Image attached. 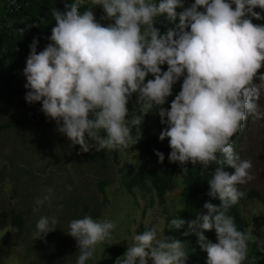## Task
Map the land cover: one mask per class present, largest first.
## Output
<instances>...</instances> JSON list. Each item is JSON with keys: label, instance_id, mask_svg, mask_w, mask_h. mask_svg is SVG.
<instances>
[{"label": "clouds", "instance_id": "obj_1", "mask_svg": "<svg viewBox=\"0 0 264 264\" xmlns=\"http://www.w3.org/2000/svg\"><path fill=\"white\" fill-rule=\"evenodd\" d=\"M98 5L106 26L92 11ZM255 9L264 12V0H194L189 7L184 0H72L62 12L50 9V42L37 52L33 38L23 69L25 101L40 103L57 131L82 152L135 145L132 128H140L145 115L158 108L165 125L159 140L168 141L169 162L205 170L215 165L208 195L220 206L205 202L184 233L198 237L206 264H244L253 238L237 229L228 212L246 197L238 186L254 179L251 161L234 151L232 138L249 117H264V24L253 23L264 16ZM162 17L174 25L163 34L154 27ZM149 75L153 79L146 82ZM181 79L180 91L165 110ZM133 95L139 107L130 116ZM155 155L163 163V153ZM48 200L45 195L36 204ZM185 223L172 218L167 228L179 231ZM56 224L54 216H40L34 238L54 231ZM114 229L107 218L84 215L69 221L66 233L79 250L75 264H88ZM213 230L215 243L203 234ZM186 258L185 243L153 226L134 235L115 264H185Z\"/></svg>", "mask_w": 264, "mask_h": 264}, {"label": "rangeland", "instance_id": "obj_2", "mask_svg": "<svg viewBox=\"0 0 264 264\" xmlns=\"http://www.w3.org/2000/svg\"><path fill=\"white\" fill-rule=\"evenodd\" d=\"M95 7L100 18L105 15L102 6ZM100 23L106 26L108 21L101 20ZM161 23L171 25L163 17L154 25ZM148 79L152 78H146V82ZM176 94L178 91L173 90L167 98L162 106L165 110L169 109ZM136 99L133 95L127 105L132 115L139 107ZM260 105L264 112V97H261ZM29 111L32 110L27 108L23 99L0 104V123L13 127L0 133L1 264H32L45 247H49L52 253L46 259L50 262L48 264H75L79 250L75 239L66 231L69 221L85 215L86 206L98 211L100 219L107 218L115 224L111 239L97 247L90 264H115L113 256L106 251V245L122 249L123 257L132 237L153 226L165 235L167 217L182 208L181 180L175 178V189L167 194L164 203H159L154 191L144 193L135 189L129 194L123 185V175L131 177L138 171L152 175L160 170L161 163L156 156L131 160L126 152L119 149V166L114 165L107 154L87 160L80 146L72 145L57 131L56 122L50 121L40 111ZM157 123H161L158 108L145 115L140 128H132V135L139 136L144 126L157 133ZM238 133L237 153L241 159L251 161V174L254 176L252 181L238 187L246 194L264 199V117H249ZM130 151V155L135 154L134 148ZM147 186L150 190L151 186ZM48 189L52 190L51 193ZM45 195L49 200L38 206L36 201ZM37 207L38 211L34 212ZM241 210L252 237L264 242V203L258 199L251 200L243 203ZM18 216L23 219L24 232L12 224ZM40 216H54L56 229L35 239L33 233ZM212 242H216V237ZM206 259L207 253L195 264H206ZM245 262H251L248 251Z\"/></svg>", "mask_w": 264, "mask_h": 264}, {"label": "trees", "instance_id": "obj_3", "mask_svg": "<svg viewBox=\"0 0 264 264\" xmlns=\"http://www.w3.org/2000/svg\"><path fill=\"white\" fill-rule=\"evenodd\" d=\"M71 2L72 0H0V104L15 99H23L27 108L32 110L29 111V113L35 112V110L40 111V103L29 105L24 99L27 90L24 88L26 80L23 76V69L29 54V45L32 43L33 38H36L38 41L37 52L43 50L50 42L48 37L51 35V28L54 26V21L50 15V9L55 8L62 12L64 11V5L66 3L70 4ZM193 2L194 0H184V6H190ZM95 10L96 7H93L92 11L97 21L100 22V16L95 14ZM81 11H83V9H81ZM180 11L181 9L178 8L177 12ZM255 11L260 12V14L264 16V12H261L260 9H255ZM178 22L177 20L176 23ZM253 23L264 24V19L259 21L253 20ZM154 27L159 29L163 34L169 28H174V25L161 23L159 25H154ZM21 29L23 30L22 33L19 31ZM161 70L166 71L167 65L161 66ZM263 71L264 68L261 69V72ZM148 77L153 79L151 75ZM181 83L182 79L173 86V90L179 92ZM129 114L130 116L132 115L130 111ZM49 120L53 121L51 119ZM30 123H32L31 125H36L33 122ZM164 127L165 125L157 123V133H152L150 128L144 126L141 134L139 136H134L137 141L136 144L133 145L130 143L127 148L122 149L123 152H126L130 156L131 160H137L142 156L155 157L156 151L163 153L165 157L163 163H161L160 170L152 175H148L143 171H138L131 177L123 175V185L129 194L135 189L144 193L154 191L159 203H164L167 194L175 189V178L178 177L181 180L182 208L177 210L175 215L167 217L164 225L165 236L173 237L185 243V250L187 252L185 264H195L206 255V252L200 248L198 237L195 234L185 236L184 233L188 231L187 222L194 220L197 213L204 211L203 205L205 202H210L216 207L220 206L221 202L218 199H214L208 195L210 191L208 181L211 178L215 165H209L205 170L201 165L193 166L189 163L182 166L179 162L170 163L168 156L171 149L168 145V141L167 139L164 141L159 140V134ZM11 128H13L11 124L6 125L0 123V133L8 132ZM90 143L94 142L90 141ZM231 143L234 151L237 152L239 133L232 138ZM132 148L135 149V154L130 155V149ZM103 154L109 155L114 165H120L119 149L112 152L102 151L98 153L93 148L87 153L83 152L84 158L90 161L101 157ZM108 167L109 166L106 165V168ZM185 169H187L186 172ZM225 171L231 174L234 170L226 168ZM146 185H150L151 189L149 190ZM255 199L264 203V199L248 193L237 205L229 209L228 214L234 217L237 229L242 232L251 234L250 226L242 215L241 205ZM84 211L85 215H89L94 219H100V213L98 211H93L87 206ZM178 217L186 221L185 226L179 231L168 230V222L172 218ZM22 222L23 219L21 216H18L13 220L12 224L18 227L21 232H24ZM203 234L206 239L211 242L216 237L214 230L204 232ZM105 248L106 251L113 256L114 262L117 258L122 257V249L113 245H106ZM247 251L251 253L250 264H264V242L252 238L248 243ZM49 255H52V253H50L49 247H45V251L38 256L36 262H38V264L50 263L49 260H46ZM245 261L244 264L246 263ZM88 264H90V261H88Z\"/></svg>", "mask_w": 264, "mask_h": 264}]
</instances>
